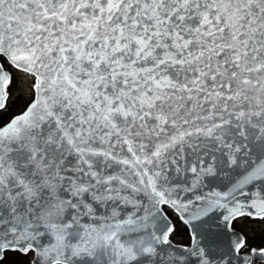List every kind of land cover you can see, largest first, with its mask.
I'll return each instance as SVG.
<instances>
[{"label": "snow or ice", "instance_id": "snow-or-ice-1", "mask_svg": "<svg viewBox=\"0 0 264 264\" xmlns=\"http://www.w3.org/2000/svg\"><path fill=\"white\" fill-rule=\"evenodd\" d=\"M0 264H264V0H0Z\"/></svg>", "mask_w": 264, "mask_h": 264}]
</instances>
